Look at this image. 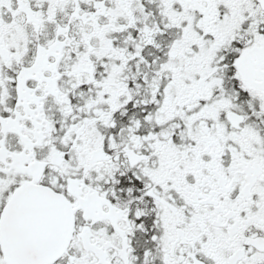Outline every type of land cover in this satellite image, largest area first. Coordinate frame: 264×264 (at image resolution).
Masks as SVG:
<instances>
[{
    "label": "snow or ice",
    "instance_id": "1",
    "mask_svg": "<svg viewBox=\"0 0 264 264\" xmlns=\"http://www.w3.org/2000/svg\"><path fill=\"white\" fill-rule=\"evenodd\" d=\"M0 264H264V0H0Z\"/></svg>",
    "mask_w": 264,
    "mask_h": 264
}]
</instances>
